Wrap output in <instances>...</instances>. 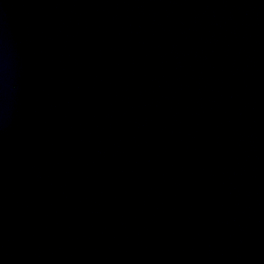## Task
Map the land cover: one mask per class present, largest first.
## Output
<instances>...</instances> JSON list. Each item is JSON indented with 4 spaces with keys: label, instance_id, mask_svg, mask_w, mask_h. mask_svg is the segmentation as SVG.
<instances>
[{
    "label": "water",
    "instance_id": "1",
    "mask_svg": "<svg viewBox=\"0 0 264 264\" xmlns=\"http://www.w3.org/2000/svg\"><path fill=\"white\" fill-rule=\"evenodd\" d=\"M0 264H264V0H0Z\"/></svg>",
    "mask_w": 264,
    "mask_h": 264
}]
</instances>
